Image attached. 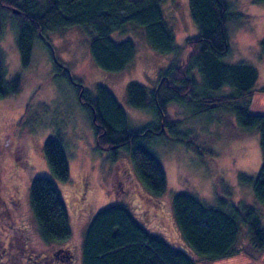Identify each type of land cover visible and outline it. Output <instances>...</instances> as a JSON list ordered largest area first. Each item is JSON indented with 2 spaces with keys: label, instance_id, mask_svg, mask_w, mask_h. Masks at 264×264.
Instances as JSON below:
<instances>
[{
  "label": "rangeland",
  "instance_id": "rangeland-1",
  "mask_svg": "<svg viewBox=\"0 0 264 264\" xmlns=\"http://www.w3.org/2000/svg\"><path fill=\"white\" fill-rule=\"evenodd\" d=\"M224 1L233 17L226 23L229 53L222 61L253 66L258 74L255 88L261 89L264 61L258 54L264 37V5L252 0ZM161 7L174 34L175 52L164 55L153 51L140 28L130 27L122 35L113 33L114 41L130 39L136 47L130 65L117 73L93 64L88 47L91 34L76 27L49 34L54 57L63 68L53 62L40 40L33 44L29 66L22 67L16 28L12 16L5 14L0 49L6 79L18 75L22 86L18 94L0 99V264H81L87 223L99 209L116 201L127 205L144 228L170 244L179 240L172 212V198L178 192L211 207H222V200L257 206L251 187L240 184L238 175L256 174L261 164L259 136L238 129L228 110L189 115L186 105L170 107L180 121L178 131L189 139L175 142L164 136L153 140L151 148L166 178V191L157 199L136 177L124 149H118L113 162L110 152L95 147L90 113L80 104L73 79L89 96L96 93L98 85L107 88L126 113L130 130L152 122L151 114L127 105V83L135 81L152 89L160 72L186 59L189 52L185 40L197 35L188 0H164ZM194 75L199 83L198 75ZM230 91L223 89L222 93ZM252 110L264 114V101L257 99ZM48 138L62 142L69 168L66 182L54 179L48 169L42 150ZM35 176L51 178L62 196L71 231L63 245L46 244L38 234L29 200ZM261 220L264 224V214ZM241 245L246 255L264 264V252L252 249L244 238ZM54 253L63 258L71 255V261H61Z\"/></svg>",
  "mask_w": 264,
  "mask_h": 264
},
{
  "label": "trees",
  "instance_id": "trees-1",
  "mask_svg": "<svg viewBox=\"0 0 264 264\" xmlns=\"http://www.w3.org/2000/svg\"><path fill=\"white\" fill-rule=\"evenodd\" d=\"M163 1L0 0V36L5 14H10L21 66H29L33 44L40 40L53 62L62 67L54 57L49 34L80 28L91 34L88 47L93 64L106 72H122L132 62L136 47L130 39L114 41L113 33L122 35L130 27L140 28L153 51L164 55L175 52L174 34L161 7ZM252 2L264 5V0ZM188 5L197 35L185 40L189 52L186 59L160 72L152 89L135 81L125 87L127 105L151 114L152 122L130 130L126 113L107 88L98 85L96 93L89 96L82 84L73 79L79 102L90 113L96 149L110 152L113 162L118 149H124L136 177L155 199L166 191V178L151 148L153 140L164 136L175 142L189 139L178 131L180 121L171 114L170 107L186 105L189 115L228 110L238 129L259 136L261 164L256 174L238 175L240 184L251 187L257 206L227 204L222 200V207H211L188 193L178 192L172 198V212L182 240L177 246L149 232L127 205L116 201L99 209L87 223L81 242V264L209 262L243 252V238L252 249L264 252V114L250 110L253 95L264 94V88H255L258 75L253 66L227 65L222 61L229 53L226 23L233 17L228 4L224 0H188ZM260 44L264 59V37ZM64 73L71 79L67 69ZM21 86L18 75L6 79L0 49V99L18 94ZM228 88L232 92L223 94L222 90ZM42 150L52 177L59 182L68 181L69 168L61 140L46 139ZM29 200L42 241L63 245L71 231L54 181L45 176L33 177Z\"/></svg>",
  "mask_w": 264,
  "mask_h": 264
},
{
  "label": "crops",
  "instance_id": "crops-1",
  "mask_svg": "<svg viewBox=\"0 0 264 264\" xmlns=\"http://www.w3.org/2000/svg\"><path fill=\"white\" fill-rule=\"evenodd\" d=\"M261 5H263V4H261ZM258 55L260 56V59H262L264 61V59L261 57L260 49H259V54ZM257 78H258V76H257ZM260 94H262V93H255L253 95V97H252V100H251V103H250V110L253 113H257V112L252 110V106L254 105L255 101L257 99H259V98H261L264 101V96H262ZM178 234H179V240L176 242V244H172V245L181 246L182 240H181V236H180V232L179 231H178ZM249 257L250 256L246 255L244 253V251H243V252H240V253L235 254L233 256H230V257H226V258H222V259H218V260H214V261H209V262L197 260L196 264H199V262H202L203 264H259L258 261L255 258L252 259L250 257L251 258L250 259Z\"/></svg>",
  "mask_w": 264,
  "mask_h": 264
},
{
  "label": "flooded vegetation",
  "instance_id": "flooded-vegetation-1",
  "mask_svg": "<svg viewBox=\"0 0 264 264\" xmlns=\"http://www.w3.org/2000/svg\"><path fill=\"white\" fill-rule=\"evenodd\" d=\"M53 255H54L56 258H57V257L60 258L61 261H67V262H70V261H71V259H70L71 255H65V256H64L65 258H63L62 256L60 257V256L56 255L55 253H54Z\"/></svg>",
  "mask_w": 264,
  "mask_h": 264
}]
</instances>
